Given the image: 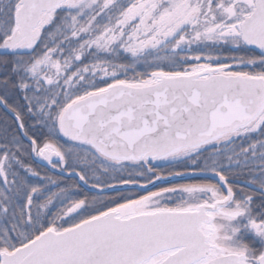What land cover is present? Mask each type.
<instances>
[{
	"label": "snow or ice",
	"instance_id": "snow-or-ice-1",
	"mask_svg": "<svg viewBox=\"0 0 264 264\" xmlns=\"http://www.w3.org/2000/svg\"><path fill=\"white\" fill-rule=\"evenodd\" d=\"M0 264H264V0H0Z\"/></svg>",
	"mask_w": 264,
	"mask_h": 264
},
{
	"label": "trees",
	"instance_id": "trees-1",
	"mask_svg": "<svg viewBox=\"0 0 264 264\" xmlns=\"http://www.w3.org/2000/svg\"><path fill=\"white\" fill-rule=\"evenodd\" d=\"M159 167L165 169V171H168V170H172V171H175V170H179L177 167H174V166H170V165H160ZM176 182H179V181H176ZM157 186H159V184H157ZM84 191L85 192H88V189L87 188H84ZM132 191H136L135 189H127L126 192H132ZM92 195L96 194V193H90ZM114 193H108V195H113Z\"/></svg>",
	"mask_w": 264,
	"mask_h": 264
}]
</instances>
